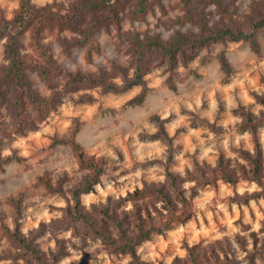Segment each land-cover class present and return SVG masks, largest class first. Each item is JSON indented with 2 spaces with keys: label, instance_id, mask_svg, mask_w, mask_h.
Segmentation results:
<instances>
[{
  "label": "rangeland",
  "instance_id": "374dc122",
  "mask_svg": "<svg viewBox=\"0 0 264 264\" xmlns=\"http://www.w3.org/2000/svg\"><path fill=\"white\" fill-rule=\"evenodd\" d=\"M79 1L31 3L58 5L55 10L64 12ZM222 3L232 10L237 25L247 29L264 0ZM19 5V0H0V20L12 18ZM203 6L211 24L219 19V10L202 1L195 0L191 9ZM135 9L133 5L123 11L118 27L112 24L95 33L98 50L91 51L90 57L85 47L65 51L63 40L73 38L69 33L45 36L61 73L51 85L29 73L32 88L52 99L54 106L34 128L16 133L9 106L0 103V150L4 158H11L0 171L1 221L34 237L46 254L60 241L65 255L56 264H138L128 255L112 253L99 239L70 228L65 209L74 204V192L92 171L81 167L70 144L56 140L73 137L102 169L93 190L80 196L82 210L108 204L117 206L120 215L132 205L121 206L119 198L136 188L164 184L169 173L187 176L197 165L214 167L220 159L238 172L240 164L249 169L242 156L259 149L260 183L246 178L207 186L184 182L191 219L154 234L138 246L137 256L141 264H264V104L256 99L264 96V29L256 34L258 50L247 41L214 43L197 50L175 68L174 87L167 81L165 64L150 67L144 77L146 97L133 104L141 87L123 88L122 69H128L130 76L133 61L126 32L160 34L162 40H169L177 32L197 30L189 23H174L184 14L179 0H148L143 16ZM4 44L0 41V74L8 63ZM221 52L230 63L229 74L218 60ZM105 73L115 74L104 79L119 86L118 91L87 81L101 80ZM73 75L86 83H72ZM13 93L12 88L6 90L8 103ZM153 218L157 223L158 216ZM19 253L0 231V264H27Z\"/></svg>",
  "mask_w": 264,
  "mask_h": 264
},
{
  "label": "trees",
  "instance_id": "16d2710c",
  "mask_svg": "<svg viewBox=\"0 0 264 264\" xmlns=\"http://www.w3.org/2000/svg\"><path fill=\"white\" fill-rule=\"evenodd\" d=\"M179 1L184 14L178 16L174 23L195 25V32H177L169 40H162L160 34L141 36L131 31L126 32L133 61L129 68L130 76L127 75L128 69H122L125 71L122 76L125 83L123 88L141 87L140 93L130 103L141 104L144 101L148 91L144 77L152 66L165 64L169 72L167 81L174 87L175 68L180 63H186L199 49L214 43L247 41L253 49L258 50L256 34L264 29V3L259 4L257 10L255 8L256 17L250 26L241 29L232 10H229L227 4L223 7L222 0H198L199 3L202 1L219 10V19L213 24L208 19L205 6L194 11L191 5L195 0ZM147 2L148 0H80L72 9L57 12L55 6L58 5L38 7L31 0H19V9L15 15L10 19L0 20V41L5 40V58L8 62L0 74V103L9 106L16 133L22 134L34 128L54 109L53 100L37 93L29 80V73H35L45 84L51 85L60 76L61 69L51 45L44 42L45 36L69 33L73 38L63 40L65 51L72 46L85 47L87 56L90 57L91 51L98 50L94 37L100 28L108 29L112 24L118 27L123 11L133 5L136 7L134 12L143 16L147 10ZM218 60L222 70L229 74L231 66L224 52L218 54ZM107 75H110V79L115 77V74L105 73L101 80L91 78L87 81L91 86L118 91L120 88L115 83L107 80L105 82ZM71 80L72 83H86L84 78L79 80L76 75ZM9 88L14 90L11 103H8L6 97V90ZM256 99L264 104V96ZM77 131L78 127L73 135ZM252 135L256 137L255 132ZM55 143L70 144L81 167L92 171L82 186L74 192V204L65 209L64 217L70 223V228L99 239L112 253L128 255L138 264H141L137 256L138 246L149 241L154 234H162L191 219V200L186 196L184 182L193 181L197 186H207L216 185L219 181L235 184L240 178H246L260 183L262 177V158L260 150L257 149L254 154H243L249 169L240 164L241 174L231 168L228 161L220 159L214 167L197 165L187 176L169 173L164 184L136 188L127 196L119 198L121 206L125 203L132 205L130 210H122V215L119 214L117 206L110 208L108 204L93 206L86 211L80 206V196L93 190L102 169L97 168L94 159L87 156L73 137L56 140ZM10 160L9 157L4 158L0 150V171ZM42 182L52 189L48 180L43 179ZM153 214L159 218L157 223L154 222ZM262 230L264 231V223ZM0 231L20 250L18 255L27 264H56L65 255L60 241L56 242L55 250L46 254L39 248L34 237L24 236L18 227L10 228L1 219ZM115 233L118 238L114 236Z\"/></svg>",
  "mask_w": 264,
  "mask_h": 264
}]
</instances>
